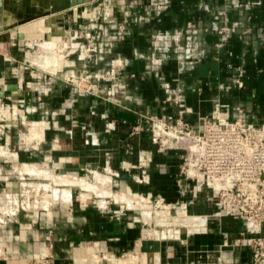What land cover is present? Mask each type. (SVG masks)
Returning <instances> with one entry per match:
<instances>
[{"label": "crops", "instance_id": "obj_1", "mask_svg": "<svg viewBox=\"0 0 264 264\" xmlns=\"http://www.w3.org/2000/svg\"><path fill=\"white\" fill-rule=\"evenodd\" d=\"M16 1L13 13L0 12L2 23L11 25L0 31V90L7 82H17L22 90L21 95L6 90L0 97V264H116L127 255L145 264H251L249 250L235 244L240 221L214 215L216 209L203 201L185 205L183 190L190 195L180 172L182 150H159L150 139L148 117L179 115L167 85L184 89L189 111L181 115L193 128L203 115L264 126V0H169L150 12L145 1L141 14L130 20L129 34L104 58L84 56V44L82 56L65 60L66 54L53 73L29 61L41 71L36 76L28 68L17 76L13 56L20 46H35L34 38L43 35L65 49L59 36L75 35L77 22L88 13L78 11L81 0ZM187 22L199 27V46L192 48L197 54L187 61L191 66L181 70L170 51L175 32L185 42L191 38L183 30ZM224 22L231 27L226 35L217 29ZM156 31L169 35L164 46L150 41ZM152 59L160 61L158 73L148 67ZM103 64L120 66L112 67L103 82H94L93 92L77 89L70 80L82 70L90 81L91 69L100 73ZM16 119L26 130L12 147ZM31 126L40 133L37 139L27 138ZM96 173L108 176L104 186ZM60 175L68 182H57ZM28 177L37 181H25ZM43 185L68 189L69 200L43 205L38 198L48 191ZM33 187L37 200L28 203L27 190ZM156 198L168 207L184 201V209L205 214L199 215L206 219L204 228L178 225L188 231L179 227L177 236L157 235L168 228L151 227L159 218V207L152 205ZM20 202L26 203L22 210ZM7 205L10 210H2Z\"/></svg>", "mask_w": 264, "mask_h": 264}, {"label": "built area", "instance_id": "obj_2", "mask_svg": "<svg viewBox=\"0 0 264 264\" xmlns=\"http://www.w3.org/2000/svg\"><path fill=\"white\" fill-rule=\"evenodd\" d=\"M180 35L175 32L173 39L178 41ZM158 39L167 43L170 37L163 33ZM176 49L186 59L193 56L190 48L183 51L180 45ZM157 61L152 59L148 67L157 71ZM97 75V80L104 78ZM87 82L85 90L93 92L95 85ZM163 87L168 100L177 97L174 102L179 115H150V139L159 150H182L180 172L190 195L185 205L203 201L216 209L214 215L240 221L242 229L235 244L249 250L251 264H264V126L244 123L240 118L201 116L193 128L181 115L189 111L177 93L182 89Z\"/></svg>", "mask_w": 264, "mask_h": 264}, {"label": "rangeland", "instance_id": "obj_3", "mask_svg": "<svg viewBox=\"0 0 264 264\" xmlns=\"http://www.w3.org/2000/svg\"><path fill=\"white\" fill-rule=\"evenodd\" d=\"M146 1V3H145ZM81 2L83 3L82 6L78 7V11H82L85 10L88 13V17L83 18L81 20H79L77 22V27L76 28V33H74L75 35H73V33L70 31L69 33H65L60 37V39L62 41L66 42V48L64 49V51L67 50H73L72 48V43H76L74 47V50L70 51L67 53V56L65 57V60L67 58H77L82 56V50L84 49L83 45L85 44V49L90 48L91 50L89 52H85L86 56L87 54L91 57V59L94 58H98L99 56L104 58V56L108 53H110L113 48L115 47V45L120 42L121 40H123L128 34H129V28H130V20L131 19H135V13L138 11L139 14H141L140 8H142L143 3H145V9L147 12H150L151 10L153 11H157L160 10L162 8H164L165 6H167V4L169 3V0H81ZM20 4L18 1L16 0H0V12L4 11L5 9V13H13L14 10L17 8V5ZM1 21V20H0ZM5 21V20H4ZM1 24L2 23L1 21ZM0 24V26H1ZM17 24V23H16ZM11 26V25H10ZM5 30L7 31L9 29V27ZM92 30H90V28ZM182 27L178 28L179 30H181ZM218 32H223V34H228L231 30V27L229 26V24H225L222 23V26H218L217 27ZM183 30L187 31L186 34H188L187 36L191 37L189 38V40L187 42H185L184 38H182V36L180 38H178L179 40L176 42V40L173 41L176 42L173 45V49L171 52V54L175 57V60L178 64L179 69L183 70L185 67L191 66L189 64L191 63H187L188 60L193 59L196 57L197 52L194 51L192 48H195V46H199V42H198V32H199V27L197 26V24L193 23V22H187L184 24L183 26ZM91 33H88V32ZM197 32V33H196ZM87 33V34H86ZM164 32H155L153 34V36L150 35V41L155 42V44H159V46H164V39H158L157 41V36L161 37L162 34ZM4 36L5 35H9V32H4L3 33ZM3 34L1 36H3ZM43 38L48 39L49 36H43L41 38H34L36 40L33 41V43L35 42H39L42 41ZM87 38V39H85ZM172 41V42H173ZM28 46L26 45H21L20 48L21 50H18L15 55L13 56V58H15L16 61H14V63H16L15 67L17 69V76L18 73L20 74L24 68H28L27 72L29 73H33L35 76L36 74L40 73V69L38 67H35L34 65H31L29 61H32L31 59H28V53L27 51L30 52H37L35 47L37 46H33L34 44H30L28 42ZM156 44V45H157ZM182 46V50L184 51V49L186 50L187 48H191V52L193 53V56L191 58H184V55L179 54V51L176 49V47L178 46ZM175 46V47H174ZM162 48V47H160ZM101 49V50H100ZM190 52V51H189ZM191 54V53H190ZM75 66L76 61L74 60ZM160 61H157V71L154 70V72L158 73L159 72V65ZM194 65V62L192 63ZM93 66H95L94 64H91ZM21 66V67H20ZM92 66V67H93ZM120 64L117 65H109V64H103V66H101V68L103 70H101L100 73H98V70H93L91 69V76H90V83L94 82H99V81H104L103 78H100L99 80H97V74H102L104 76V78L106 79L109 74L112 75L111 71H109L110 69H112V67H115V69L119 68ZM113 72V71H112ZM160 74V73H159ZM76 77H73V82L75 84V87L77 89H84L86 86V83L88 84L89 82H87L86 80L88 79L89 75L88 74H82V70L79 73H75ZM29 76V75H27ZM117 76V75H116ZM29 80H31V76L28 77ZM94 79V80H93ZM162 78H160L161 80ZM33 80H31L32 82ZM118 80H116L117 82ZM115 82V81H114ZM113 82V83H114ZM165 82H162V84H164ZM119 84V83H118ZM181 88V87H179ZM165 89V88H164ZM170 90H174L176 88H169ZM182 89V88H181ZM182 92H177V93H181V98L184 100V102H186V96L185 94ZM185 97V98H184ZM177 97L175 96L172 100H176ZM16 116V115H15ZM206 116V115H203ZM18 116H16L15 118H17ZM2 118V116L0 117ZM0 120V123H3V121ZM12 124V123H11ZM14 124H16V126H12L11 125V131L12 133H14L13 135L15 136L13 140V146L12 147H16L17 144V135L18 133H20L21 131H25L26 128L25 126H23L22 124H20V120L16 119L14 121ZM29 137V136H28ZM27 137V138H28ZM1 140V139H0ZM10 164V163H9ZM10 165H13L12 163ZM8 167V166H7ZM11 167V166H10ZM80 173H84L86 172L87 174H89L91 176L90 172H87L86 170H79ZM102 173H106L103 170H99ZM16 174V173H15ZM13 180V178H11ZM25 181L27 182H35L37 181V179L32 178V177H28L25 179ZM36 188V187H35ZM33 188H29L27 190L28 192V196L26 197L27 202L29 203H33L34 201L37 200V196H35L36 194H33L31 192H33V190L35 189ZM36 190V189H35ZM78 189H75L74 195L77 193L78 194ZM36 192V191H35ZM31 193V194H30ZM76 194V195H77ZM182 199L187 200V194L186 191L183 190L182 192ZM25 196H21L20 200L23 199ZM186 197V199H185ZM25 199V198H24ZM110 199V198H109ZM111 200V199H110ZM157 200H160V198H156L153 200V209L158 208L160 209L161 207L158 205H155ZM183 201V203H185ZM161 205H168L166 204V202L164 200H160ZM182 202L174 203L172 205H170L171 207H168V210L171 211L170 213H172L173 209H177L178 207L181 206ZM182 203V204H183ZM26 203H19L20 206V210H22L21 206H25ZM171 209V210H170ZM186 213L188 215H194L197 214L196 212H193V210L188 209L186 210ZM155 214V213H153ZM169 218H171V214H168ZM18 216V214L16 215ZM14 216V217H16ZM151 227L157 229V230H164L166 227L160 224H157L155 222H151ZM176 228H179L186 233L188 231L187 227L185 226H175ZM171 228V227H170ZM166 233V230L164 232H158L157 235L161 236V234ZM167 234V233H166ZM129 256V255H127ZM121 257V256H119ZM129 257H133V256H129ZM134 258H136L134 256ZM138 259V258H136ZM139 263H141V260L138 259ZM116 264H118L117 262H115ZM142 264H145L142 262Z\"/></svg>", "mask_w": 264, "mask_h": 264}, {"label": "bare ground", "instance_id": "obj_4", "mask_svg": "<svg viewBox=\"0 0 264 264\" xmlns=\"http://www.w3.org/2000/svg\"><path fill=\"white\" fill-rule=\"evenodd\" d=\"M23 33V32H22ZM24 35V33H23ZM32 44V43H30ZM64 45L66 46V44L64 43ZM36 47V53L35 52H30L28 53V57L29 59L32 60V62H38L40 63L42 66H44L46 69H48L49 71H53L55 72L56 66L59 67L60 62L63 60V58L66 56L67 52L69 51H64V47H60L59 45H57L56 41L52 40H42L40 42H38L37 44H35ZM37 63V64H38ZM59 68H57L58 70ZM50 71V72H51ZM51 72V73H53ZM3 112V110H2ZM5 114V111L4 113ZM2 114V115H3ZM34 123V122H33ZM35 127L36 125H38V123H34ZM32 127V126H31ZM38 127V126H37ZM28 133H29V137H34L35 139H37L35 136H39L40 133H38V130L35 129L34 127H32L31 129H28ZM31 136V137H30ZM41 137V136H40ZM27 140V139H26ZM33 140V139H31ZM29 140V141H31ZM28 142V141H27ZM34 164V163H33ZM33 166V165H32ZM31 166V167H32ZM35 166V164H34ZM29 167V166H28ZM27 167V165L25 166V168H27L28 170H30ZM25 168L23 170H25ZM35 169V167H33ZM37 168V167H36ZM33 169V170H34ZM31 169V171H33ZM44 170V169H43ZM48 170V169H47ZM48 172V171H47ZM47 172H46V176H47ZM98 172V171H97ZM30 173V172H29ZM38 174V173H36ZM50 174V173H48ZM94 174V173H93ZM104 174V173H103ZM101 173H96V179L98 181V185H103L106 182L107 177L104 176ZM32 175H35L32 173ZM42 175V174H40ZM52 175V174H51ZM54 176V175H53ZM52 176V177H53ZM61 176V175H60ZM44 177V176H43ZM51 178V177H50ZM49 178V179H50ZM56 175L54 178H52L53 180H55ZM110 178V177H109ZM75 178H73L74 180ZM71 180V179H70ZM74 181L77 182V184H79L82 187H86L87 184L83 181H81L80 179H75ZM73 181V182H74ZM54 182V181H53ZM57 182L60 183H66L68 182L67 179H65L64 177L62 178V176L60 178L57 179ZM71 182V181H70ZM69 184V183H68ZM93 184V183H92ZM91 184V187H93ZM101 185V186H102ZM45 186V188H47V192L42 191V193L44 192V194L39 195L38 194V198H39V202L42 203L45 206H48L50 204H52L53 202H56L57 200H69V190L66 188L63 189H58V188H51L49 185H43V187ZM76 186V185H74ZM104 186V185H103ZM88 188H90L88 186ZM97 188V187H96ZM105 188V187H104ZM84 189V188H83ZM86 190V188H85ZM99 190V189H98ZM106 190V189H105ZM110 190V189H108ZM12 191V190H11ZM16 192V190L13 189V192ZM36 191V190H35ZM103 191H101L102 194ZM106 192V194L108 193V191H104ZM100 193V192H99ZM14 194V193H13ZM41 194V193H40ZM83 194V193H82ZM105 194V195H106ZM123 194V193H122ZM84 196V195H83ZM119 196V195H118ZM127 196V195H126ZM120 197V196H119ZM137 197V196H136ZM140 198L141 197H137ZM139 199V200H140ZM127 200V199H126ZM138 200V199H137ZM144 200V199H143ZM147 200V199H146ZM128 201V200H127ZM126 201V202H127ZM136 201V200H135ZM137 202V201H136ZM123 203V202H122ZM129 203V202H127ZM139 203V202H137ZM125 204V203H124ZM140 204V203H139ZM138 204V205H139ZM134 205V204H133ZM131 205V206H133ZM142 205V203H141ZM140 205V206H141ZM145 206V205H144ZM160 209H157L155 211H157V216L159 223L163 224V226L167 227L168 229H166V233L161 234V236H166V235H173V236H177L178 235V228H176L175 226L178 225H185L188 226V228L190 229V231L193 230H197V229H201L204 228L205 225V217L203 216H199V215H188L185 213V209H184V205L181 204L180 207H178L175 211H173L172 213H170L171 211L168 210V205H160ZM2 209V208H1ZM2 210H10L9 206L7 205V207H4ZM168 214H171V218H169ZM155 217V219H156ZM157 221V223H158ZM171 227V228H170ZM137 258V257H136ZM134 257H129V256H124L121 257L119 259H116L117 262H119L120 264H142L139 263L138 259H136Z\"/></svg>", "mask_w": 264, "mask_h": 264}, {"label": "water", "instance_id": "obj_5", "mask_svg": "<svg viewBox=\"0 0 264 264\" xmlns=\"http://www.w3.org/2000/svg\"><path fill=\"white\" fill-rule=\"evenodd\" d=\"M9 25H1L0 26V31L1 30H4L5 28L7 29ZM17 38L19 39H23L24 38V35L22 32L18 31L17 34H16ZM5 63L7 64L8 61ZM11 91V92H16L17 94H22V90L20 89L19 87V84L17 82H7L5 83L4 85V90H0V97H2L4 95V91Z\"/></svg>", "mask_w": 264, "mask_h": 264}]
</instances>
